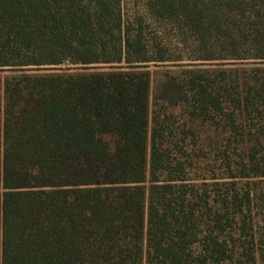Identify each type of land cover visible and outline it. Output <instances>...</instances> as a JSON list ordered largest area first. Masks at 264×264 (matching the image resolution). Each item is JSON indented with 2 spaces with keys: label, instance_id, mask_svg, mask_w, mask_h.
Listing matches in <instances>:
<instances>
[{
  "label": "trees",
  "instance_id": "trees-1",
  "mask_svg": "<svg viewBox=\"0 0 264 264\" xmlns=\"http://www.w3.org/2000/svg\"><path fill=\"white\" fill-rule=\"evenodd\" d=\"M0 264H264V0H0Z\"/></svg>",
  "mask_w": 264,
  "mask_h": 264
},
{
  "label": "rangeland",
  "instance_id": "rangeland-1",
  "mask_svg": "<svg viewBox=\"0 0 264 264\" xmlns=\"http://www.w3.org/2000/svg\"><path fill=\"white\" fill-rule=\"evenodd\" d=\"M140 8V6H138V9ZM99 70H105V68L103 66H97ZM239 68H243V69H247L250 68L251 66L249 64H243V65H238ZM177 66L175 64L172 63H166V64H158L156 66H150L148 68L149 73L151 74V80L153 81V88H154V84L157 81V79H159L163 73H175L177 70ZM12 75V73H4L3 76H9ZM152 108V107H151ZM150 111V110H149ZM150 127H151V122H150V114H149V123H148V130L150 131ZM205 152H207V149H204ZM209 155H207V157H205L204 159H202V161L199 164V169L198 171H202L204 175H209V170L213 167L215 174L216 175H222L220 170L217 169V167L219 166V162H214V156L213 153L210 155V158L208 157ZM199 173V172H198ZM243 183H249V185H251V187H255V186H259L261 184V181H259L258 179L252 177L251 175H249L248 177L244 178ZM263 186V185H260Z\"/></svg>",
  "mask_w": 264,
  "mask_h": 264
}]
</instances>
